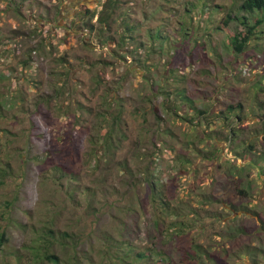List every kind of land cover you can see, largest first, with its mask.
Returning a JSON list of instances; mask_svg holds the SVG:
<instances>
[{"label":"rangeland","instance_id":"374dc122","mask_svg":"<svg viewBox=\"0 0 264 264\" xmlns=\"http://www.w3.org/2000/svg\"><path fill=\"white\" fill-rule=\"evenodd\" d=\"M113 1L0 0V172L11 173L0 176V264H52L47 253L59 264H122L115 255L124 246L110 249L108 234L129 237L136 250L173 251L175 262L197 242L229 264H264V178L234 155L219 117L241 105L235 143L262 152L264 40L238 54L225 43L247 31L235 19L244 0H118L101 22ZM179 21L184 32L202 25L196 38L184 43ZM138 22L130 31L144 44L121 46L127 24ZM119 111L114 146L103 150L91 139L102 114ZM102 123L105 133L112 125ZM218 132L216 141L207 137ZM68 136L73 157L63 153ZM61 164L70 173L63 185L54 174ZM147 178L181 213L159 230ZM93 192L103 212L87 207ZM178 220L190 225L173 235Z\"/></svg>","mask_w":264,"mask_h":264},{"label":"trees","instance_id":"16d2710c","mask_svg":"<svg viewBox=\"0 0 264 264\" xmlns=\"http://www.w3.org/2000/svg\"><path fill=\"white\" fill-rule=\"evenodd\" d=\"M118 0H114L113 3L108 6V4H104V12H105V7H106V13L105 15H103V11H102V15H100V17H98V19L103 22L106 23L108 22L109 19H112V17L115 15L116 13V2ZM206 6V3L203 4ZM203 10H200V13H202ZM239 12L241 13L240 16L236 15L235 19L239 20L241 22L242 25H245L247 27V31H245L244 33H235L232 34L228 37V41L225 42L227 44V46L232 49L236 54L238 53H243L245 51V49H247L250 41H252V39H262L264 40V0H244L240 5H239ZM172 14V13H171ZM91 15L95 16V12H93ZM186 19V17L184 18V20ZM182 23V22H181ZM185 23V22H184ZM142 24L140 22H138L135 26H132L131 24H127V31L128 34L123 36L121 38V46L122 45H126L128 40L131 41H135L137 43V47H141L144 42L141 41L140 38V34L134 35L132 34V32L130 31V28H132L133 30L137 29V27ZM202 26V25H201ZM201 26L199 27V29L195 28L192 29L188 28L185 30L184 32V24L182 23V25L180 24L179 21V26L175 27L177 29H179V33L181 35H183L185 37V41L190 40L189 38L192 36L194 38H196V36L199 34V30L201 29ZM208 26V24H207ZM91 28H94V25H91ZM217 31V32H221L222 30L219 27H215L213 29V32ZM212 32V31H210ZM195 33V34H194ZM191 34V35H190ZM210 34V33H209ZM205 43L202 42V44H200V50L203 51L204 47H205ZM210 46L212 47V43L210 44ZM213 49V47H212ZM151 51H156L151 49ZM216 56H218L219 58H221V54L217 51L216 52ZM260 90V89H259ZM261 90H264L263 87H261ZM168 94V93H167ZM188 100H190L191 98H186ZM191 102H193V100H190ZM165 102V101H164ZM193 104V103H191ZM264 103H260V107H264L263 105ZM165 106V104H163ZM177 106L175 105L174 108L172 107V109L170 107L171 110H174ZM241 105H239L238 109H235L234 107H232V105L228 106V110H223L221 112V117L223 119V123L224 125L229 127V132L231 133V140L229 141L228 135L229 132L224 135V139H226L230 145L233 147V153L236 157L241 158V159H245L248 158L247 160L249 161L250 165H256L259 167V169L262 172V177L264 178V148L262 150V152H259L258 154L255 153V144L252 143H247L246 146H244V141L240 140L239 144L235 143V139L238 138L239 134H240V130L241 128L244 127L243 124H241L240 122L243 119V111L242 108H240ZM255 107V104L253 103V105L250 106V111L252 112ZM121 111L117 112V113H111V116L107 115V113L102 114V121L99 122V126H98V130H97V134L94 137V139H91V142L93 144H99L100 146H104L103 150L106 151H111L114 143H113V139L114 135L113 132H115L114 128H115V124L119 123L122 119V115L120 113ZM174 113V112H173ZM200 114H203L204 112L202 110H199ZM234 113V114H233ZM174 115L178 116V117H182V115L178 114L177 112L174 113ZM232 115V116H231ZM262 118H260V120H263V116L261 115ZM231 117H235V122L236 125H234V123H230L229 119H231ZM185 118V117H184ZM204 120V126H207V122H206V118H203ZM107 122L108 124H111V127H108V125H105V128H107L106 132L103 133L102 130V122ZM238 121H240L238 123ZM228 122L230 123L229 125ZM238 124L241 127H238ZM234 127H237V132H235L233 130ZM261 135H262V139H263V143H264V127L261 130ZM208 138L210 139H215V141L217 139H219V132L217 134H208L207 135ZM73 141V137L72 136H68L66 137V140H64V143L62 145L65 156H71L73 157L75 150L77 149L76 147V143L72 142ZM236 144V147H235ZM99 149L97 147L94 146V152L93 155L96 157V160L93 164V169L97 170L100 167V156L97 153ZM213 155H216L213 153ZM45 161V160H44ZM124 167L128 168V164L124 163L123 164ZM11 174L10 171H7L6 169H1L0 172V176L4 177L5 175ZM54 174L57 175V177H55L56 182H60L61 185H63V179L65 178H69V170L68 168L65 167L64 164H61L60 166H58L56 168V166L54 167ZM131 175V174H130ZM142 182H147L148 184H150V187L152 188V191L154 192L153 194L155 195V197H153V201H155V205H154V214L156 219L154 220V224L155 226L158 228V230L161 228L162 222H164L166 220L167 215H173V216H178L180 215V211L179 209H177V207H174L172 205H170V201L168 199H165L163 197V193L160 192L157 188H156V183L152 180V179H142ZM103 194H105V192L101 191ZM90 193V192H89ZM89 197V201L87 202V207L89 209H97L98 211L103 212L104 208L107 207L106 203H103L99 206L96 205V203H101L103 202L101 199L96 201V192H93L91 194L88 195ZM196 212H194L193 214H196ZM195 221H197V219H195ZM262 222V221H261ZM190 225L189 223L185 222V221H181L178 220L176 221V224H174L175 228L173 235H178L179 232L184 231V228L188 227ZM184 227V228H183ZM130 232V230L128 231ZM54 232L53 230H50L47 234V236L49 237V239L52 240V238H54ZM52 234V235H50ZM68 235V232H65L60 238L59 240L61 241L62 239L65 238V236ZM123 236L124 233H123ZM105 240H108L109 242V247L110 249L113 248V246L116 245V243H121L123 244V248L124 249V253H126L123 256H116V259L118 261H121L122 264H177L179 262V264H229V262L227 260H225L224 258L220 257L217 253H215L214 251H211V248L209 249L208 247L204 246L201 243H197L195 242L191 249H185L181 252V259L180 261H173V251H165V252H161L157 249H153L151 247H142L140 248V250H136L137 246H133L131 244V239L129 237H126L124 241L119 240V238H115L114 236L112 237L110 234H108V236H104ZM6 242V235L5 232H1L0 233V252L3 248V246L5 245ZM264 256V252L261 253ZM47 259L49 260V262H52V264H59V257L58 255L54 254V253H47L46 254ZM41 264H47V263H41Z\"/></svg>","mask_w":264,"mask_h":264}]
</instances>
